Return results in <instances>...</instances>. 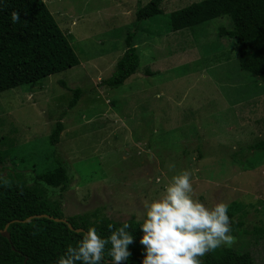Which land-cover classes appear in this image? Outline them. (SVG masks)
<instances>
[{
    "label": "rangeland",
    "instance_id": "374dc122",
    "mask_svg": "<svg viewBox=\"0 0 264 264\" xmlns=\"http://www.w3.org/2000/svg\"><path fill=\"white\" fill-rule=\"evenodd\" d=\"M44 1L81 63L0 93L3 173L61 201L65 219L124 222L137 220L144 203L187 170L194 197L208 207H233L231 222L240 225L231 231L236 243L219 247L220 258L209 252L202 264L244 252L264 264V151L252 148L264 140V83L240 68L233 40L219 35L232 28L230 18L172 33L166 14L202 0H162L165 14L137 25V10L151 0ZM128 32H135L140 68L109 88L102 83ZM75 88L84 95L70 109ZM58 121L63 131L52 145ZM62 164L65 189L41 180Z\"/></svg>",
    "mask_w": 264,
    "mask_h": 264
},
{
    "label": "trees",
    "instance_id": "16d2710c",
    "mask_svg": "<svg viewBox=\"0 0 264 264\" xmlns=\"http://www.w3.org/2000/svg\"><path fill=\"white\" fill-rule=\"evenodd\" d=\"M161 1L151 0L139 7L135 25L165 14L160 7ZM13 11L20 15L15 24L11 20ZM166 16L167 30L172 33L194 28L219 17H229L232 28L221 27L219 35L233 40L239 53L240 68L264 83V0H202ZM125 45L114 73L103 81L104 86L119 88L138 72L141 57L135 43V32H128ZM80 63L67 34L60 28L44 0H0V93L23 85H35ZM146 74L152 75L148 70ZM62 85L67 87L64 83ZM70 90L73 97L68 106L71 109L78 104L84 90ZM62 131L63 123L58 121L50 135L52 145L59 143ZM252 148L264 151V140L255 143ZM7 156V152L0 151V264H56L67 246H75L82 238L83 233H77L76 229L87 231L94 227L102 238H107L110 235L108 225L119 228L124 223L132 226L129 231L134 242L129 245L131 256L122 264H143L146 256V249L140 243L143 236L140 224L143 221H93L86 215H78L67 217V223L48 218L22 222L40 214L61 219H65V216L61 201H52L44 189L29 186L19 175L3 173L2 167ZM61 170L45 174L41 180L65 189L69 176L64 164ZM228 215L232 221L233 207L229 208ZM8 224L10 239L1 234ZM69 224L74 230L69 228ZM239 226L231 222L232 232ZM212 254L220 258L223 253L217 248ZM105 257L111 259L107 256V249ZM221 264H255V261L249 252H244Z\"/></svg>",
    "mask_w": 264,
    "mask_h": 264
},
{
    "label": "clouds",
    "instance_id": "9594fccd",
    "mask_svg": "<svg viewBox=\"0 0 264 264\" xmlns=\"http://www.w3.org/2000/svg\"><path fill=\"white\" fill-rule=\"evenodd\" d=\"M19 19V13L13 11L12 22L15 24ZM228 210L226 203L208 207L195 198L189 171L173 176L160 198L144 203L143 212H137V220L143 221L140 224L143 232L140 243L146 249L143 264H202V258L209 252L232 246L236 238L231 235ZM131 227L129 223L119 228L110 224L107 238L90 227L75 246H67L56 264H122L131 256L129 245L134 242ZM106 249L110 260L105 257Z\"/></svg>",
    "mask_w": 264,
    "mask_h": 264
},
{
    "label": "water",
    "instance_id": "95a60500",
    "mask_svg": "<svg viewBox=\"0 0 264 264\" xmlns=\"http://www.w3.org/2000/svg\"><path fill=\"white\" fill-rule=\"evenodd\" d=\"M34 218H48V219L54 220V221H56V222H64V223H67V220H66V219L55 218V217H52V216H50V215H48V214H40V215L31 216V217H29V218L23 220L22 222L29 223V222H31L32 219H34ZM15 222H21V220H15ZM8 226H9V224L5 227L4 230L1 231V234H2L3 236H6L7 239H10V233H9L8 230H7ZM69 228H70L71 230H74V227H73L71 224H69ZM75 231H76L77 233H84V232H85V230L82 229V228H78V229H76Z\"/></svg>",
    "mask_w": 264,
    "mask_h": 264
}]
</instances>
